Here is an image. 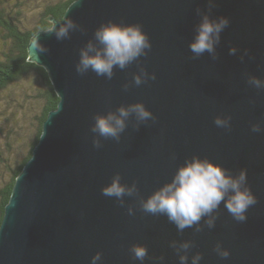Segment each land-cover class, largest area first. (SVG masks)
Here are the masks:
<instances>
[{"label":"water","instance_id":"obj_1","mask_svg":"<svg viewBox=\"0 0 264 264\" xmlns=\"http://www.w3.org/2000/svg\"><path fill=\"white\" fill-rule=\"evenodd\" d=\"M204 14L225 16L229 25L214 53L194 57L189 44ZM65 16L79 26L67 39L37 32L45 51L33 63L48 73L59 103L5 206L0 264H90L96 252L103 264H140L129 251L133 244L147 247L144 264H179L169 244L185 240L194 241L189 256L199 251L200 264H264V131H251L253 123L264 127V90L247 83L249 75L264 79V0H80L62 19L49 20L58 27ZM109 20L141 24L151 50L123 70L114 68L110 80L77 74L79 50L89 41L100 47L94 31ZM141 68L156 79L136 86L133 76ZM136 102L155 122L138 123L130 115L119 141L90 131L93 115ZM216 116H230L231 129L217 128ZM193 157L233 176L247 170L257 203L246 221L233 220L221 203L214 228L203 218L202 231L194 225L178 233L166 216L140 210V201ZM115 173L137 189L123 207L100 191ZM217 242L229 250L226 260L213 251Z\"/></svg>","mask_w":264,"mask_h":264},{"label":"clouds","instance_id":"obj_2","mask_svg":"<svg viewBox=\"0 0 264 264\" xmlns=\"http://www.w3.org/2000/svg\"><path fill=\"white\" fill-rule=\"evenodd\" d=\"M209 2L211 3V0ZM73 3L79 4L80 0H73ZM228 25L229 19L225 16L212 19L207 14L202 15L196 26V34L189 44V50L194 57H199L205 52L214 53V45L219 42L220 33ZM78 28L79 26L71 17L65 16L58 27L57 23L53 22L48 33L54 34L57 40H63L69 37L71 31L78 30ZM94 38L100 47H96L89 41L79 50V59L74 66L75 72L79 75H85L91 71L98 77L110 80L114 68L125 69L140 57L147 56L152 47L148 35L139 23L126 24L111 20L103 22L95 29ZM44 51V47L39 43L38 33L34 34L28 46L27 60L37 63L40 53ZM235 52V48L230 49V53ZM155 79V73H148L141 68L139 74L133 76V83L140 86L148 80ZM247 83L257 90H264V79L249 75ZM130 115H135L138 123L149 120L155 122L156 120L143 102H136L127 107L120 106L115 112L93 115L94 123L90 131L99 137L119 141L120 134L125 131L126 121ZM213 123L217 128L231 129L230 116H216ZM251 131L260 133L264 131V127L261 122L253 123ZM92 145L97 149L102 147L100 140L95 138ZM100 191L103 196L115 198L123 207L124 197L132 196L137 189L135 183L122 184L120 174L115 173L110 182ZM221 203L233 220L246 221L249 208L257 203L247 183V170L240 169L233 176L228 174L226 169L207 159L201 160L193 157L191 161H186L176 170L170 182L162 185L146 200L140 201L139 208L150 215L166 216L168 221L175 225L178 233H183L186 228H192L194 225L196 226L195 231L200 232L202 231L200 221L203 218H206L204 225L208 229L215 227L218 219L215 213ZM127 213L130 216L135 214L132 207L127 208ZM169 246L176 252L179 264H189V260L190 264H200L202 254L199 251L189 256L190 250L195 247L194 241H172ZM129 251L132 258L140 264H144L146 258L150 259L145 245L133 244ZM213 251L222 260L230 256L229 250L220 242L215 244ZM90 264H103L102 254L100 252L93 254Z\"/></svg>","mask_w":264,"mask_h":264},{"label":"trees","instance_id":"obj_3","mask_svg":"<svg viewBox=\"0 0 264 264\" xmlns=\"http://www.w3.org/2000/svg\"><path fill=\"white\" fill-rule=\"evenodd\" d=\"M72 2L73 0H49L30 16L24 11V8L26 11L31 9L27 4L24 7L21 1L12 4L10 0H0V101L9 98L15 103L16 100L10 97V93L16 88L21 89L28 85L29 82L37 81L40 86L33 96L30 97L27 93L25 97L38 109L34 117L33 140L28 150L21 157L15 156L12 154L14 147H10L12 143L7 142L8 148L5 152L8 151L10 155L0 152V168L4 170V174L0 175V224L15 180L30 160L49 112L55 110L59 103L46 70L27 60L28 46L34 34L52 26L49 18L62 19Z\"/></svg>","mask_w":264,"mask_h":264},{"label":"rangeland","instance_id":"obj_4","mask_svg":"<svg viewBox=\"0 0 264 264\" xmlns=\"http://www.w3.org/2000/svg\"><path fill=\"white\" fill-rule=\"evenodd\" d=\"M24 4V7H31V9L24 8L26 13L32 16L35 14L39 7L49 0H10V3L17 4L20 2ZM21 89L16 88L10 93V97L15 99L16 102L13 103L9 98L0 101V152L5 153V155H10V153L5 150L7 147V142H11V148L14 149L15 156L21 157L24 154L33 140L34 135V124L35 115L38 113V109L32 105L26 97V94L31 97L39 85L36 83H27ZM35 88V89H34ZM25 90V92H23ZM9 135V137H7ZM11 154V155H12ZM4 174V170L0 168V175Z\"/></svg>","mask_w":264,"mask_h":264}]
</instances>
